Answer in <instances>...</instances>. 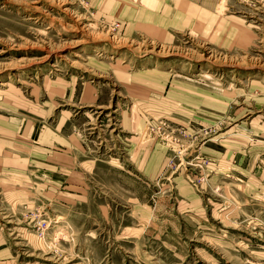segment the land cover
<instances>
[{
	"label": "rangeland",
	"instance_id": "374dc122",
	"mask_svg": "<svg viewBox=\"0 0 264 264\" xmlns=\"http://www.w3.org/2000/svg\"><path fill=\"white\" fill-rule=\"evenodd\" d=\"M0 264H264V0H0Z\"/></svg>",
	"mask_w": 264,
	"mask_h": 264
},
{
	"label": "bare ground",
	"instance_id": "6f19581e",
	"mask_svg": "<svg viewBox=\"0 0 264 264\" xmlns=\"http://www.w3.org/2000/svg\"><path fill=\"white\" fill-rule=\"evenodd\" d=\"M3 85L5 86V84H3ZM64 236H65V235H64ZM65 237H66V236H65ZM65 237H64V238H65ZM65 239H66V238H65ZM56 251H57V250H56Z\"/></svg>",
	"mask_w": 264,
	"mask_h": 264
}]
</instances>
